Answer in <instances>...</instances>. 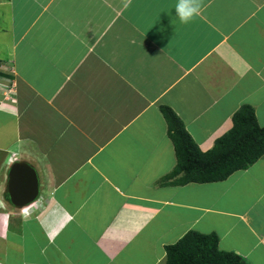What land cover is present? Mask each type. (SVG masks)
<instances>
[{
  "label": "crops",
  "instance_id": "0c3cea01",
  "mask_svg": "<svg viewBox=\"0 0 264 264\" xmlns=\"http://www.w3.org/2000/svg\"><path fill=\"white\" fill-rule=\"evenodd\" d=\"M196 2L182 24L176 0H0V264H166L189 232L264 264V156L172 176L162 107L204 153L245 105L264 127V0ZM16 162L38 177L30 206L9 194Z\"/></svg>",
  "mask_w": 264,
  "mask_h": 264
},
{
  "label": "trees",
  "instance_id": "16d2710c",
  "mask_svg": "<svg viewBox=\"0 0 264 264\" xmlns=\"http://www.w3.org/2000/svg\"><path fill=\"white\" fill-rule=\"evenodd\" d=\"M161 111L169 125L178 161L172 176L182 174V183L224 181L264 156V127L259 125L251 106L245 105L234 114L233 128L205 153L169 107H162ZM166 253V264H246L239 255L221 251L215 234L189 232L177 244L166 247Z\"/></svg>",
  "mask_w": 264,
  "mask_h": 264
},
{
  "label": "water",
  "instance_id": "95a60500",
  "mask_svg": "<svg viewBox=\"0 0 264 264\" xmlns=\"http://www.w3.org/2000/svg\"><path fill=\"white\" fill-rule=\"evenodd\" d=\"M9 194L16 206L26 207L35 203L40 195L35 170L27 164L16 162L9 173Z\"/></svg>",
  "mask_w": 264,
  "mask_h": 264
},
{
  "label": "clouds",
  "instance_id": "9594fccd",
  "mask_svg": "<svg viewBox=\"0 0 264 264\" xmlns=\"http://www.w3.org/2000/svg\"><path fill=\"white\" fill-rule=\"evenodd\" d=\"M174 11L180 23L189 24L200 14V5L196 0H176Z\"/></svg>",
  "mask_w": 264,
  "mask_h": 264
},
{
  "label": "rangeland",
  "instance_id": "374dc122",
  "mask_svg": "<svg viewBox=\"0 0 264 264\" xmlns=\"http://www.w3.org/2000/svg\"><path fill=\"white\" fill-rule=\"evenodd\" d=\"M17 156H18V154L15 153V152H11V153H10V157H11L12 159L16 158ZM11 168H12V167H11Z\"/></svg>",
  "mask_w": 264,
  "mask_h": 264
},
{
  "label": "built area",
  "instance_id": "2783aa9c",
  "mask_svg": "<svg viewBox=\"0 0 264 264\" xmlns=\"http://www.w3.org/2000/svg\"><path fill=\"white\" fill-rule=\"evenodd\" d=\"M5 92V91H4Z\"/></svg>",
  "mask_w": 264,
  "mask_h": 264
}]
</instances>
